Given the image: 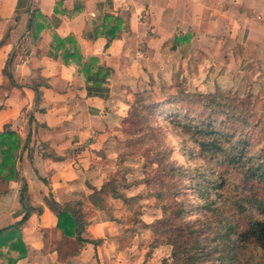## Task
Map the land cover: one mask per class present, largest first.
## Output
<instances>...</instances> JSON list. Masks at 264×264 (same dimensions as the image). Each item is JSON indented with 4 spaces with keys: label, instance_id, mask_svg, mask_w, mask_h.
<instances>
[{
    "label": "crops",
    "instance_id": "obj_1",
    "mask_svg": "<svg viewBox=\"0 0 264 264\" xmlns=\"http://www.w3.org/2000/svg\"><path fill=\"white\" fill-rule=\"evenodd\" d=\"M20 3L0 0V133H15L20 139L16 176L11 177L9 170L0 175V230L18 227L17 239L21 237L27 256L17 264H71V259H60L71 254L60 242L76 245L88 261L101 242L81 245L65 236L49 201L62 206L84 201L91 188L100 190L105 184L97 182L99 172L90 169L89 160L98 159L112 127L122 120L110 114L115 81L156 74L169 62L181 64L183 76L206 71L210 78H216L221 67L229 72L234 64L252 61L251 57L264 63V0ZM35 12L46 18L39 19L44 25L37 40L30 38ZM108 17L112 19L107 21ZM105 26L116 29L111 42L104 36ZM54 33L62 39L72 37L85 62L99 57V63L112 70L105 85L108 90L89 88L84 69L65 57V50L74 52L75 45L69 43L57 53ZM199 64L222 65L197 70ZM35 89L41 94L38 101ZM25 184L24 204L31 211L21 223L26 214L21 202ZM102 202L95 199L93 204L103 210ZM87 221L86 240L112 238L114 232L108 237V230L113 222Z\"/></svg>",
    "mask_w": 264,
    "mask_h": 264
},
{
    "label": "rangeland",
    "instance_id": "obj_2",
    "mask_svg": "<svg viewBox=\"0 0 264 264\" xmlns=\"http://www.w3.org/2000/svg\"><path fill=\"white\" fill-rule=\"evenodd\" d=\"M256 59L251 57L252 61L234 64L229 72H224L221 67L219 72L217 71L219 74L216 78H210V74L206 75V71L183 76L181 64L169 62L166 68L163 65L160 66L156 74L139 73L140 76L136 79L126 80L123 83L121 80L115 81L116 87L110 101V114L115 119L122 120L119 126L112 127L109 143L102 150V154H98V159L90 156L89 161L90 169L92 167L99 172L97 182L104 184L110 180H117L126 199L113 198L112 192L107 194L105 191L100 194L104 207L103 210H99L93 204L96 199L92 195L93 190H89V196L83 197L87 219L97 218L113 222V227L108 230V237L112 236V238L98 241L101 242L99 248L92 251L88 261L82 259L76 245L60 242V246H64L71 252L69 256L60 255V259L65 261L71 259V264H161L172 254V247L168 245L169 240L179 234L173 233L171 227L179 228L187 225L190 226L191 231L203 234L204 239L211 240V248H218L219 256L234 248V241L223 239L212 241L214 238L209 228L215 225L216 230H220L221 226L215 222L222 220V217L204 208L205 199L202 198L200 191L206 183L200 175H195L197 169L209 175L207 172L215 168V162L199 158L190 159L191 155L197 154L196 146L186 141L182 129L166 117L178 111L194 112L190 114L198 116L197 113L203 111L198 104V98L194 97L187 101L184 96L178 95L179 90L189 94L216 93L227 99L221 102V106L229 100L234 101V104L238 106L240 103L236 98L246 99V96L252 95L257 100L251 99V102L256 104L260 113L261 100L258 101V99L264 98V63H259ZM199 65L200 68L196 65L197 70H203V68L208 70L222 64ZM253 107H249V111ZM135 112L138 114L133 117ZM221 120H225L223 126L228 127L229 120L222 116L217 118V123ZM254 134L252 135L253 150H257L264 144L260 142L259 135ZM185 141L188 144L186 151H184ZM162 150L170 151V159L178 166L193 170L192 174L188 171V180H181L179 177L171 180V183L187 186L185 193H181L177 199L173 196L174 192L169 190L166 191L171 192V197L165 199L159 200L149 195L161 189L160 184L151 183L148 180L157 168V165H152L153 156ZM251 158H255V164L259 162V157ZM97 167L99 168L96 169ZM224 171L225 169H221L220 172ZM229 172L228 184L223 196L217 201L215 194L211 193L210 199L218 202V209H221L228 220H233L231 219L233 212L235 218L238 214L232 205L234 201L232 198L241 197L250 205L247 197L253 193L264 198V183L257 180L248 182L238 172ZM193 178L196 180L193 181ZM127 185L128 188L125 187ZM89 197H93L94 200ZM176 201L185 207L186 215L182 218L176 216L169 226L166 224L156 226L158 232L154 235L150 226L164 218V204L171 206ZM171 212L172 209H169L168 213ZM254 216L264 218V211L262 214L255 211ZM203 231L209 234L205 235ZM111 232L114 233L110 236ZM235 252L241 264H264V253L255 245L240 248Z\"/></svg>",
    "mask_w": 264,
    "mask_h": 264
},
{
    "label": "trees",
    "instance_id": "obj_3",
    "mask_svg": "<svg viewBox=\"0 0 264 264\" xmlns=\"http://www.w3.org/2000/svg\"><path fill=\"white\" fill-rule=\"evenodd\" d=\"M24 0H19V5ZM31 9L29 13H31ZM31 20V39L37 40L44 23L39 22V19H46L42 14L35 12ZM112 18L108 17L107 21ZM110 26H105L104 36L109 38L111 42L116 34V29L109 30ZM53 40L55 43V51L61 53L66 48L67 44L75 45L73 38L62 39L57 34H53ZM65 57L72 59L73 63L81 66L84 69V78L86 84L97 91L108 90L107 78L113 74L105 64L99 63L101 60L99 57H92L86 60L79 52L77 46H74V52L65 50ZM97 62V64H95ZM10 60L7 62L8 68ZM68 63V61H67ZM96 65L97 71L92 72V67ZM36 100L41 98V94L35 89ZM178 95L185 97V100L191 98H198V104L203 109L201 113H197L198 116L191 115L190 113H182L178 111L175 114L169 115L166 118L172 120L173 124L180 127L184 134L186 141L192 142L196 146V156L191 155L190 159L196 158L215 162V168L204 173L201 169L195 171V175H200L203 182L201 196L205 199L204 208L211 212H214L218 217H222L217 225H220V230H216L215 225L210 226V234H213L212 241L226 240L234 241V248L228 250L224 255L219 256L218 248H211L210 241L203 238V234H197L196 231H191L190 226H180L176 228L172 226L171 231L179 233L173 236L169 240L168 245L172 247V254L169 258L164 259L161 264H241L238 254L235 252L238 249H243L250 245H255L264 253V218H256L254 212L264 211V198L253 193L248 196L247 200L250 203L247 204L243 198H232L233 207L235 208L238 216L233 220H228L221 211L218 209V201L224 194L226 185L228 184L229 171L238 172L245 180L252 182L257 180L260 183H264V145L260 146L257 150H253V136L259 135L260 142L264 144V98L261 100V112L258 113L256 104L251 102L257 100L256 97L248 95L245 98H236L240 105L234 104V101L229 100L225 105L221 106V102L227 100L220 97L218 94H189L184 90H179ZM253 107L250 109L249 107ZM257 112V115H256ZM137 112L133 114V117L137 116ZM226 117L229 120L228 127H224L225 120H221L217 123V118ZM257 118V119H256ZM185 141L184 151L187 150L188 144ZM20 148V139L15 133L3 132L0 133V175H3L5 170H9L12 174L11 177H15V162L17 157V151ZM162 150L154 154V160L152 165H157L156 170L150 176L148 181L151 183H157L161 185V189L157 190L153 194L157 199H165L173 196L175 199L181 194L185 193L187 186H179L177 183H171L173 179L179 177L181 180H188V171L193 173L189 168L185 169L183 166H178L176 162L170 159L171 152ZM192 154V153H191ZM254 157H259V162L255 164ZM221 169H225L224 172H220ZM172 180V181H171ZM196 178H193L195 181ZM128 188L129 186H125ZM91 188V187H90ZM121 186H118L117 180H110L106 182L100 190L91 188L93 190L92 195L98 200H102L100 194L105 191L112 192V197L116 199H126L122 193ZM27 191L25 184L21 193V202L24 204V194ZM211 193L215 194L216 200H211ZM231 201V200H230ZM50 209L57 215L58 224L57 227L62 230L63 234L70 238H75L79 244L91 243L97 245L98 241H89L83 237L85 228L88 225L87 213L84 210V201L70 202L64 206L60 205L54 199L49 201ZM26 214L21 223L25 222L29 215L30 209L26 208L24 204ZM169 209H172L171 213H168ZM164 218L157 220L150 228L154 235L158 232L156 229L158 225H171L175 217L182 218L186 215V209L181 205L179 201L174 202V205L169 206L164 204L163 206ZM218 227V226H217ZM18 227H10L5 230H0V264H17L21 259L26 258L27 251L25 244L21 240V237L17 239ZM203 233L209 234L206 231ZM17 240V241H16Z\"/></svg>",
    "mask_w": 264,
    "mask_h": 264
}]
</instances>
